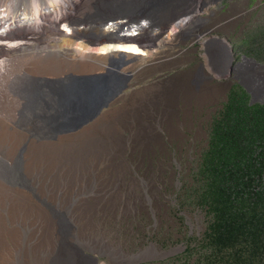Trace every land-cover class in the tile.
<instances>
[{
  "label": "rangeland",
  "instance_id": "1",
  "mask_svg": "<svg viewBox=\"0 0 264 264\" xmlns=\"http://www.w3.org/2000/svg\"><path fill=\"white\" fill-rule=\"evenodd\" d=\"M32 1L34 5L40 3ZM189 1L188 8L197 2ZM4 3L0 0V7ZM121 6L123 3L118 0H91L89 7L94 15ZM66 8V11L77 12L76 7ZM203 12L196 21L180 23L173 32L139 30L129 22L133 31L126 30V26L119 32L104 33L106 38L120 34L121 37L131 36L125 40L140 39L145 50L141 54L145 58L141 64L139 62L140 68L136 66L131 72L135 79L127 78L124 92L130 93L135 85L134 97L124 101L110 115H101L96 123L79 133L44 140L31 136L28 128L17 121L8 125L1 119L18 111L19 106L0 95V264H55L56 257L59 261L63 257L56 255L62 238L68 247L75 249L71 251L79 264H206L202 260L205 255L202 238L208 217L196 203L195 175L207 147L210 126L226 102L230 88L240 84L247 89L253 103L264 102V62L249 55L242 44L248 32L264 25V0H222ZM78 22L76 27L84 38H103L94 30L96 27ZM189 27L195 31L187 37L189 33L185 30ZM51 28L38 26V40L31 45L34 49L26 54H35L44 65H69L65 47L49 35ZM60 29L67 31L64 27ZM108 40V44L122 41ZM147 63L153 66L145 67ZM103 72L99 68L93 74ZM194 72L199 82L207 81V74L212 84L223 83L227 87L224 95L220 94L213 103L195 107L190 119L185 111L181 113L184 125L178 140L169 142L163 132L168 152L163 155L157 149L152 158L155 167L164 162L166 169L161 199L167 203L168 217H164L163 210L158 216L161 223L157 225V220L145 212L126 215L134 212L132 202L126 199L128 188L125 187L130 180L127 161L131 160V139L135 137L124 127L140 119V125L147 129L162 128L161 113L158 115L161 108H156L159 106L156 99L161 96L163 85ZM149 79L162 82L156 83L157 86L144 85L143 81L150 82ZM114 84L119 83L115 80ZM12 91L19 96L20 89L12 88ZM121 139L130 141L129 149L116 159ZM143 166L142 169L149 166L148 158ZM143 203L151 207L147 200ZM152 245L160 252L140 261L130 259Z\"/></svg>",
  "mask_w": 264,
  "mask_h": 264
},
{
  "label": "bare ground",
  "instance_id": "2",
  "mask_svg": "<svg viewBox=\"0 0 264 264\" xmlns=\"http://www.w3.org/2000/svg\"><path fill=\"white\" fill-rule=\"evenodd\" d=\"M4 1L5 3L0 7V79L2 80L0 81V95L2 98L12 99L13 104L18 105L19 109L1 121L8 123V125L17 121L20 125L28 128L31 136L44 140H55L79 133L101 115H110L124 101L134 97L137 86L134 85L130 93L124 92V89L127 88V78L135 79L131 73L133 68L139 67V62L141 64L145 58V55L141 54V52H145L144 45L141 44L140 39L125 40L130 39L131 36L121 37L120 34H116V36L106 38L104 33L111 30L119 32L126 29V26L128 27L126 30L129 31H133L132 29L135 28L139 30L148 29L152 32L159 31V33L173 32L180 23L188 24L196 21L205 9L213 7L222 0H197L190 8H188L189 0H118L123 3L121 8L111 9L105 13L94 12V15L90 13L92 10L89 7L91 0H38L39 5H34L32 0H28L30 4H24L25 0ZM20 2L22 6H20ZM50 2L51 4L48 5ZM66 6L69 8L76 7L77 12L73 9V11H66ZM78 20L82 21V25L96 27L97 29L94 30L98 34H102L101 37L103 38L93 39L91 37L86 38V36L85 39L80 32L81 30L79 31L76 27L79 25ZM129 22L134 24L133 28ZM38 26L52 27L49 35L65 47V53L69 54V65L54 66L50 63L44 65L35 57V54H26L34 49L31 45L38 40ZM61 27L66 28L67 31L61 30ZM192 27L185 30L189 33L187 37L195 31ZM82 37L85 39L84 41L83 39L80 40ZM108 39L122 41L119 44H108L106 43ZM87 42L95 44L97 47L88 45ZM147 52L149 53V50ZM113 61L115 63L112 64ZM149 63L145 67L153 66ZM99 68L104 72L93 74ZM195 76L196 72L187 74L176 81L163 85L162 90L160 89L162 92L161 96L156 99L159 103L156 108H161L158 115L161 113L162 128L159 130L147 129L144 125H140V119L134 125L124 127L135 137L131 139V160L127 161L130 180L125 187L128 188V197L125 195L126 199L132 202L134 212L126 215L145 212L157 220V225L161 223V217L158 216L160 213L163 214V210L164 217H168L167 203L161 199V189L165 183L163 174L166 169L164 162H160L155 167L152 158L157 154V149H160L163 155L168 152L163 132L165 135L167 134L169 142L178 140L182 135V126L184 125V121L180 119L181 113L185 111L190 119L195 107L202 108L205 104L213 103L220 94L224 95L227 87L223 83L212 84V79L207 74L208 80L204 82H199ZM115 80L119 83L118 85L114 84ZM143 82H145L144 85L152 86L162 81ZM12 88L20 89L19 96L12 91ZM179 103L180 105L177 106ZM1 112L3 113V108H1ZM142 112L146 113L145 111ZM64 141H66V137ZM128 142L130 141L127 139H121L118 142L116 159L123 156L125 151L129 149ZM145 158L149 159V166L142 169ZM141 169L142 173L140 172ZM170 182L172 183V181ZM145 200L149 202L151 207L143 203ZM120 212L124 213L123 210ZM111 213L113 212L111 211ZM52 224L54 226V223ZM62 239L64 240V238ZM62 239L61 247L58 248V252L56 250V255L63 257L59 261L54 256L55 264L81 263L77 261L75 253L71 251L75 249L68 247L69 244ZM159 252L160 249L152 245L149 250L144 249L139 256L134 255L130 259L140 261ZM96 262L97 260H95Z\"/></svg>",
  "mask_w": 264,
  "mask_h": 264
},
{
  "label": "trees",
  "instance_id": "3",
  "mask_svg": "<svg viewBox=\"0 0 264 264\" xmlns=\"http://www.w3.org/2000/svg\"><path fill=\"white\" fill-rule=\"evenodd\" d=\"M264 62V25L242 40ZM193 192L208 217L206 264H264V102L234 84L210 126Z\"/></svg>",
  "mask_w": 264,
  "mask_h": 264
}]
</instances>
